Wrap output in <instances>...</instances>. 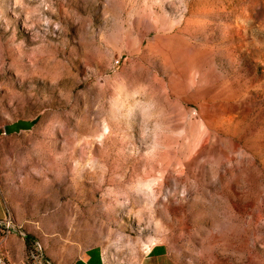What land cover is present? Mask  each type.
<instances>
[{
	"label": "rangeland",
	"instance_id": "1",
	"mask_svg": "<svg viewBox=\"0 0 264 264\" xmlns=\"http://www.w3.org/2000/svg\"><path fill=\"white\" fill-rule=\"evenodd\" d=\"M0 200V264H264V0H0Z\"/></svg>",
	"mask_w": 264,
	"mask_h": 264
},
{
	"label": "crops",
	"instance_id": "2",
	"mask_svg": "<svg viewBox=\"0 0 264 264\" xmlns=\"http://www.w3.org/2000/svg\"><path fill=\"white\" fill-rule=\"evenodd\" d=\"M3 212L4 206L0 200V217ZM51 252L54 264H102L101 255L95 246L77 252L71 245V238L58 239Z\"/></svg>",
	"mask_w": 264,
	"mask_h": 264
},
{
	"label": "water",
	"instance_id": "3",
	"mask_svg": "<svg viewBox=\"0 0 264 264\" xmlns=\"http://www.w3.org/2000/svg\"><path fill=\"white\" fill-rule=\"evenodd\" d=\"M32 124V121H25V120H17L12 123H8L4 125V132H12L17 131L18 129H25L29 128Z\"/></svg>",
	"mask_w": 264,
	"mask_h": 264
},
{
	"label": "built area",
	"instance_id": "4",
	"mask_svg": "<svg viewBox=\"0 0 264 264\" xmlns=\"http://www.w3.org/2000/svg\"><path fill=\"white\" fill-rule=\"evenodd\" d=\"M0 222L2 223L5 231L7 232L9 228L12 227V224H11V219L9 218V215H5L1 220Z\"/></svg>",
	"mask_w": 264,
	"mask_h": 264
}]
</instances>
